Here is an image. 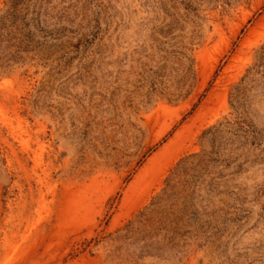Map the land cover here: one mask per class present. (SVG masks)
Instances as JSON below:
<instances>
[{
  "label": "rangeland",
  "instance_id": "1",
  "mask_svg": "<svg viewBox=\"0 0 264 264\" xmlns=\"http://www.w3.org/2000/svg\"><path fill=\"white\" fill-rule=\"evenodd\" d=\"M0 264H264V0H0Z\"/></svg>",
  "mask_w": 264,
  "mask_h": 264
}]
</instances>
